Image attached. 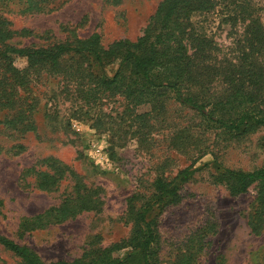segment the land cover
I'll list each match as a JSON object with an SVG mask.
<instances>
[{
  "label": "rangeland",
  "instance_id": "374dc122",
  "mask_svg": "<svg viewBox=\"0 0 264 264\" xmlns=\"http://www.w3.org/2000/svg\"><path fill=\"white\" fill-rule=\"evenodd\" d=\"M23 1L1 11L7 27L15 31L7 44L43 47L97 33L107 48L115 40L141 36L161 0H38L41 8L29 10ZM252 2L259 8L264 31V0ZM223 5L220 1L214 11L191 19L210 36L217 61H234L242 25L232 27L224 20ZM13 61L19 69L27 65L22 57ZM60 65L58 71L49 65L28 69L24 83L16 87L18 103L0 111V236L29 247L44 262H70L88 249L128 237L127 198L137 195L136 206L148 200L156 176L171 179L187 165L206 164L182 185L178 202L153 212L158 264H264V232L256 235L247 225L257 188L233 196L212 179L214 160L242 170L264 164V125L231 136L206 128L200 116L170 92L134 106L117 90L98 91L93 78L86 76L79 83L66 74L74 67L97 72L89 58L65 57ZM116 66L117 61L105 70L111 74ZM220 83V77L215 78L213 86L217 89ZM26 106L29 114L22 111ZM92 142L102 147L107 164L90 153ZM45 157L100 186L101 210L34 229L22 227L23 221L57 205L71 190L69 179L52 191L37 188L35 173L25 171L32 166L45 169ZM0 264L27 263L0 244Z\"/></svg>",
  "mask_w": 264,
  "mask_h": 264
},
{
  "label": "trees",
  "instance_id": "16d2710c",
  "mask_svg": "<svg viewBox=\"0 0 264 264\" xmlns=\"http://www.w3.org/2000/svg\"><path fill=\"white\" fill-rule=\"evenodd\" d=\"M220 1L225 8L224 20L232 27L237 23L242 25L237 40L240 53L234 61L230 58L217 61L212 54L210 36L200 32L191 19L194 14L214 11ZM20 2L22 0H0V111L15 107L20 99L16 87L24 83L28 69L49 65L58 71L65 57L89 58L97 72H90V67L74 69L71 66L73 69L66 70V74L79 83L86 76L93 78L98 91L117 90L134 106L158 101L170 92L176 102L198 114L208 129L241 136L264 125V31L259 8L252 0H161L141 36L133 41L115 40L107 48L101 45L97 33L43 47L7 44L6 40L15 31L7 27L1 11L16 3L21 5ZM38 3V0H24L22 5H27L24 8L27 10L40 9ZM16 57L25 59V68L14 66ZM115 61L117 66L109 74L105 65ZM219 77L221 83L216 89L213 83ZM24 109L23 112L30 113L27 112L29 106ZM12 121L3 120L4 123ZM41 162L46 165L45 169L32 166L25 171L35 173L37 188L52 191L62 180L69 179L71 190L57 205L23 221L22 227L34 229L61 223L82 212L101 210L100 186L86 183L81 175L55 158L45 157ZM204 165H187L171 179L156 176L148 200L136 206L133 201L137 195L127 198L125 218L131 222L129 236L106 247L88 249L70 262H44L29 247L4 236H0V244L27 264H158L159 234L153 212L178 202L182 185ZM212 166L215 169L213 182L225 185L230 195L243 194L253 185L257 188L247 214V225L256 235L264 232V164L242 170L225 167L214 160Z\"/></svg>",
  "mask_w": 264,
  "mask_h": 264
},
{
  "label": "built area",
  "instance_id": "2783aa9c",
  "mask_svg": "<svg viewBox=\"0 0 264 264\" xmlns=\"http://www.w3.org/2000/svg\"><path fill=\"white\" fill-rule=\"evenodd\" d=\"M74 126H76V124H74ZM89 151L98 163H100L101 165L107 164V156L105 155L104 151L102 150V147L99 144L92 142L90 144Z\"/></svg>",
  "mask_w": 264,
  "mask_h": 264
}]
</instances>
